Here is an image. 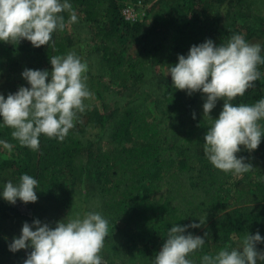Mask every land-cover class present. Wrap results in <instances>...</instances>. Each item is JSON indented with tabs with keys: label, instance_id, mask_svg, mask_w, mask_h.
Segmentation results:
<instances>
[{
	"label": "trees",
	"instance_id": "16d2710c",
	"mask_svg": "<svg viewBox=\"0 0 264 264\" xmlns=\"http://www.w3.org/2000/svg\"><path fill=\"white\" fill-rule=\"evenodd\" d=\"M138 1L150 6L144 20L123 21L120 9ZM225 2L229 26L221 29L217 8ZM69 3L77 22L68 24L69 13H61L66 27L53 32L48 45L0 41V95L5 99L21 86L30 88L22 78L25 69L51 71L50 58L69 52L87 63L86 85L92 93L65 139L41 135L35 151L14 140L13 129L0 118V140L18 150L16 159L0 158V264L27 259L31 249L9 250L25 222L55 227L86 213L108 221L103 264H153L174 224L200 221L201 227L185 233L205 238L202 248L187 257L193 264H201L205 254L239 249L248 233H259L256 250L264 252V120L258 148L247 152L241 146L236 154L254 169L240 175L220 171L203 150L211 126L203 114L206 96L176 90L168 75L178 56L186 57L206 40L220 46L237 34L246 41L264 39V0ZM130 39L140 49L126 58ZM260 55L264 58V43ZM257 68L260 79L234 105L264 98V64ZM223 104L222 99L216 102L209 114L213 120ZM24 174L38 181L37 202L10 204L3 188L9 181L18 184Z\"/></svg>",
	"mask_w": 264,
	"mask_h": 264
},
{
	"label": "clouds",
	"instance_id": "9594fccd",
	"mask_svg": "<svg viewBox=\"0 0 264 264\" xmlns=\"http://www.w3.org/2000/svg\"><path fill=\"white\" fill-rule=\"evenodd\" d=\"M68 12V24L77 22L69 0H0V41L27 40L39 48L48 45L57 29L66 27L61 13ZM261 46L246 42L242 35H233L228 42L216 46L212 40L192 46L188 55L178 56V63L168 67L173 87L189 96L202 92L204 118L211 121L204 136V153L218 170L235 175L254 169L244 158H237L241 146L247 151L256 150L261 142L260 121L264 120V98L247 105H234L232 101L255 87L261 73L257 66L264 64ZM51 71L25 69L22 78L29 87L21 86L7 98L0 95V118L6 127L13 129L11 136L22 147L33 151L39 148V137L58 138L63 141L74 127L77 113L85 111L84 101L92 93L86 85L88 71L75 52L50 58ZM223 108L215 120L209 115L218 100ZM195 119V114H193ZM4 149L13 145L0 140ZM38 181L28 174L20 177L18 184L7 182L3 198L10 204L19 199L24 204L37 202ZM174 224L153 264H193L190 253L201 249L205 238L185 234L189 228L201 227ZM35 229V230H33ZM108 221L99 213H86L83 218L65 219L55 227L34 220L23 224L19 238H13L9 250L17 252L31 249L24 264H103L100 255ZM207 233L205 234V237ZM262 240L257 232L247 234L239 249H221L217 254H205L201 264H257L264 261V252L256 245Z\"/></svg>",
	"mask_w": 264,
	"mask_h": 264
},
{
	"label": "rangeland",
	"instance_id": "374dc122",
	"mask_svg": "<svg viewBox=\"0 0 264 264\" xmlns=\"http://www.w3.org/2000/svg\"><path fill=\"white\" fill-rule=\"evenodd\" d=\"M226 8H227V3H223L222 5L218 6L217 11L219 12L221 16V29L227 28L229 26V22L226 19ZM248 43L252 44H259L260 46L263 45L264 39H247ZM140 49V44L136 40H128L127 42V49L125 52V57H133L137 54V52ZM87 50V47H84V49L81 50V53H84ZM156 118H159V116L155 115ZM247 151V150H246ZM249 152V151H247ZM16 156L18 157V150L15 146L12 147L11 151H8L7 149H4L3 146L0 147V158L2 159H16ZM164 194V193H163ZM162 195V194H161Z\"/></svg>",
	"mask_w": 264,
	"mask_h": 264
},
{
	"label": "built area",
	"instance_id": "2783aa9c",
	"mask_svg": "<svg viewBox=\"0 0 264 264\" xmlns=\"http://www.w3.org/2000/svg\"><path fill=\"white\" fill-rule=\"evenodd\" d=\"M150 6L145 5L141 1L127 4L120 9V17L123 21L129 23H137L144 20L147 10Z\"/></svg>",
	"mask_w": 264,
	"mask_h": 264
}]
</instances>
